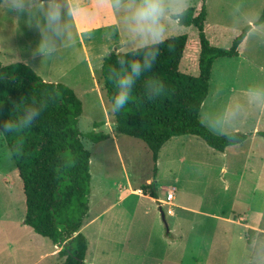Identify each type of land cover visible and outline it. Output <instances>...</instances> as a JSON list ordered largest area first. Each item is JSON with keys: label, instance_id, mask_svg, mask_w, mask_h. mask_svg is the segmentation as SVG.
Wrapping results in <instances>:
<instances>
[{"label": "rangeland", "instance_id": "rangeland-1", "mask_svg": "<svg viewBox=\"0 0 264 264\" xmlns=\"http://www.w3.org/2000/svg\"><path fill=\"white\" fill-rule=\"evenodd\" d=\"M87 1L93 11L87 22L81 18L86 30H77L76 16H65L63 36L54 37V50L43 53L38 45L49 31L41 5L46 8L48 0H23V11L14 10L12 0L0 6V62H25L42 79L67 84L83 104L80 130L111 135L100 142L82 138L91 155L89 217L81 229L88 240L84 264H264V137L257 135L264 131V23L251 30L238 57L215 61L200 113L216 134L253 135L225 152L197 136L173 137L155 166L142 140L113 133L112 106L98 84L105 57L137 49L142 41L131 31L124 7ZM200 3L185 0V7ZM206 7L208 38L228 47L260 17L264 0H206ZM164 23L162 39L197 38L193 26L171 17ZM197 59L198 52L187 47L180 69L196 75ZM151 182L162 201L137 195ZM169 188L175 189L171 205ZM24 217L21 180L0 134V264H61L60 248L24 224Z\"/></svg>", "mask_w": 264, "mask_h": 264}, {"label": "trees", "instance_id": "trees-1", "mask_svg": "<svg viewBox=\"0 0 264 264\" xmlns=\"http://www.w3.org/2000/svg\"><path fill=\"white\" fill-rule=\"evenodd\" d=\"M206 20V0H201L199 7H187L178 24L193 26L196 40L189 41L187 34L164 39L153 67L136 81L132 102L120 111L111 109L113 133L142 140L152 152L155 166L161 148L173 137L197 136L212 149L225 152L253 134H216L202 122L200 113L209 94L215 61L240 55L251 30L264 23V8L260 17L243 27L228 47L216 45L208 38ZM187 47L198 52L196 75L180 69ZM144 52L139 47L127 52L113 51L104 58L98 84L112 108L118 91L116 81L124 74L121 64L128 68L133 60L143 61ZM146 82L157 88L162 83L159 95L152 100L147 98ZM33 111L38 114L31 126L21 129V121ZM82 113L81 99L67 84L42 79L25 62H0V134L21 180L25 197L23 222L60 248L57 254L64 258L61 264H84L87 257L88 240L81 229L89 217L91 155L82 138L100 142L111 136L94 130L83 133L78 125ZM6 121H12L17 129L4 132ZM257 135L264 137V131H257ZM140 190L145 196L159 198L152 182Z\"/></svg>", "mask_w": 264, "mask_h": 264}, {"label": "clouds", "instance_id": "clouds-1", "mask_svg": "<svg viewBox=\"0 0 264 264\" xmlns=\"http://www.w3.org/2000/svg\"><path fill=\"white\" fill-rule=\"evenodd\" d=\"M105 2L112 3L116 8L124 7L129 13L127 19L131 25V31L142 41L141 47L145 49L143 61L137 59L129 62L128 68L121 64V71L116 83L118 91L114 98L112 111H120L133 100V87L142 73L153 67L156 56L159 54V45L165 43L162 39L166 27L165 19L175 16L176 23H180L185 7V0H96L97 4ZM12 7L16 11L24 10L23 0H12ZM41 12L49 34L42 37L38 48L41 53L45 50L53 51L52 42L54 37H62L66 30L64 17H75L86 15L87 9L82 6V0H48L47 7L41 5ZM155 46V50H153ZM130 69V70H129ZM162 83L159 88L148 85L146 82V95L149 100L159 95ZM253 96H260V93H252ZM35 111L30 112L21 121V129L31 126L32 119L37 115ZM17 129L12 121H6L4 132H11Z\"/></svg>", "mask_w": 264, "mask_h": 264}, {"label": "crops", "instance_id": "crops-1", "mask_svg": "<svg viewBox=\"0 0 264 264\" xmlns=\"http://www.w3.org/2000/svg\"><path fill=\"white\" fill-rule=\"evenodd\" d=\"M90 3L91 2H89V1H87V0H84V1H82V6L84 7V8H86L87 9V14L86 15H78V16H76L75 17V25H76V28H77V30L81 33V32H83L84 30H86V28L85 27H83L82 26V23H81V18L83 17H85L86 18V22L88 21V20H90L92 17H90V14L92 15V11H93V9H92V7L90 6ZM211 40V39H210ZM215 44V43H214ZM216 45H218L217 43H216ZM3 64V63H2ZM7 64H9V63H7ZM253 135V134H252ZM170 189V188H169ZM23 191V190H22ZM141 191V190H140ZM158 192V191H157ZM137 195L138 196H140V197H145V195H143L142 194V192L141 193H137ZM149 197V196H148ZM151 198V197H150ZM153 199V198H152ZM162 201L161 199H154V201ZM160 207H162V206H160ZM172 210V214H174V211H173V209H171ZM172 214H170V215H172ZM248 215V214H247ZM240 219L241 220H243L244 221V226L246 225V226H250L248 223H247V220L244 218V217H240ZM251 227V226H250ZM57 249H58V247H56ZM58 251V250H57ZM57 253V252H56ZM56 253H53V254H55L56 255ZM54 256V255H53Z\"/></svg>", "mask_w": 264, "mask_h": 264}, {"label": "built area", "instance_id": "built-area-1", "mask_svg": "<svg viewBox=\"0 0 264 264\" xmlns=\"http://www.w3.org/2000/svg\"><path fill=\"white\" fill-rule=\"evenodd\" d=\"M167 204L168 205H171L172 204V201L175 199V189L174 188H170L167 192ZM167 213L170 215L172 214V210L171 209H168L167 210Z\"/></svg>", "mask_w": 264, "mask_h": 264}, {"label": "water", "instance_id": "water-1", "mask_svg": "<svg viewBox=\"0 0 264 264\" xmlns=\"http://www.w3.org/2000/svg\"><path fill=\"white\" fill-rule=\"evenodd\" d=\"M160 213L162 215V219L165 221V214H164L162 207H160Z\"/></svg>", "mask_w": 264, "mask_h": 264}]
</instances>
